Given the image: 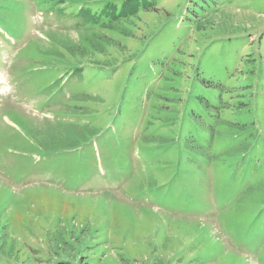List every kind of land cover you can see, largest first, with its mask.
<instances>
[{"label":"rangeland","instance_id":"1","mask_svg":"<svg viewBox=\"0 0 264 264\" xmlns=\"http://www.w3.org/2000/svg\"><path fill=\"white\" fill-rule=\"evenodd\" d=\"M70 252L264 264V0H0V264Z\"/></svg>","mask_w":264,"mask_h":264},{"label":"trees","instance_id":"2","mask_svg":"<svg viewBox=\"0 0 264 264\" xmlns=\"http://www.w3.org/2000/svg\"><path fill=\"white\" fill-rule=\"evenodd\" d=\"M133 2L134 0H122V5L124 6V5H126L127 3H130L131 4V2ZM136 1V0H135ZM65 46V45H64ZM50 148V147H49ZM73 233V231H70V234H72ZM61 236H63V234H60ZM68 235H69V233H68ZM56 236H57V233H55L54 232V234L52 233L48 238H47V240H46V244H47V249H46V253H47V255H49L50 257L51 256H57L55 253H56V250L58 249L61 253H64V250L63 249H61L60 247H58L59 245H60V243L58 244V246H54V250L55 251H53V246H52V241H53V239L54 238H56ZM69 238V240L71 239L70 237H68ZM79 239V238H78ZM52 251H51V250ZM70 254H73V252H70ZM73 257H74V259L75 260H77L76 261V264H86L87 262H85L86 261V259H87V257H85V256H76L75 254H73ZM67 264V263H66Z\"/></svg>","mask_w":264,"mask_h":264}]
</instances>
